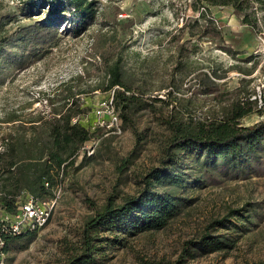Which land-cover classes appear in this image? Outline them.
Here are the masks:
<instances>
[{
    "label": "rangeland",
    "instance_id": "rangeland-1",
    "mask_svg": "<svg viewBox=\"0 0 264 264\" xmlns=\"http://www.w3.org/2000/svg\"><path fill=\"white\" fill-rule=\"evenodd\" d=\"M88 1L95 2V13L84 26L75 25L76 16L70 13L72 23H60L53 37L16 44L10 48L11 59H0V144L4 136L16 134L20 124L6 120L48 112L44 93L65 82L82 92L80 102L93 119L94 107L109 95L99 68L103 52L110 59L122 57L124 81L140 100L129 104L121 135L106 136L102 131L93 145L95 152L81 151L68 172L58 176V200L50 221L35 237L10 243L3 264H69L71 248L80 242L81 228L95 209L110 198L121 204L125 197L139 195L145 188L142 177L162 165L171 136L166 120L220 116L232 90L255 91L259 100L263 89L264 0H244L240 14L232 5L209 3L212 13L207 16H213L214 24L201 18L205 7L200 0ZM25 11L19 0H0V16L5 18L0 33L20 36L49 16L48 8L32 15ZM245 15L248 23H243ZM210 24L222 32L224 44L217 36L206 35ZM223 45L232 52L222 50ZM184 63L186 69L181 67ZM212 80L218 91L203 94L204 83ZM261 119L255 112L242 123L253 125ZM179 154L191 186L178 189L188 200L182 213L164 229L122 233L120 244L100 241L97 261L91 264H176L181 259L183 264L264 263V140L244 170L224 167L213 171L217 176ZM126 159L131 161L121 170ZM200 175L204 182L198 185ZM233 210L242 215L233 216ZM206 232L223 234L232 246L198 251L189 258L184 251L191 248L188 242L199 241ZM98 234L114 237L105 228Z\"/></svg>",
    "mask_w": 264,
    "mask_h": 264
},
{
    "label": "trees",
    "instance_id": "trees-1",
    "mask_svg": "<svg viewBox=\"0 0 264 264\" xmlns=\"http://www.w3.org/2000/svg\"><path fill=\"white\" fill-rule=\"evenodd\" d=\"M200 1L205 7L200 12L201 18L206 20L208 18L213 24V16H207L212 13L210 9L208 10L210 4L214 7L232 5L237 14H240L244 2V0ZM19 2L24 5L27 14L32 15L36 11L40 12L48 8L49 16L39 24L28 27L27 32H23L20 36L10 35L7 31L1 32L0 59L5 57L11 59L10 48L16 44L31 45L45 42L46 39L53 37L55 32L58 33L60 23L67 25L70 22V13L76 16L73 20L78 27L87 24L95 13L93 8L95 2L88 0H19ZM246 17L245 15L243 23H248ZM4 19L0 16V26L4 24ZM213 24L207 28L206 35L217 36L221 40L220 43L224 44L225 38L222 32ZM50 32L54 33L47 35ZM99 45H102L101 42ZM221 49L228 53L232 52L225 45L221 46ZM99 58L101 65L99 68L104 74L105 90H115L117 109L121 118L127 120L129 104L140 99L138 95L131 93L132 89L124 81L122 57L110 59V56L103 52ZM13 62L20 64L22 60L14 59ZM181 67L186 69L187 64L184 63ZM216 77L218 78V75ZM204 86L206 90L203 94L212 95L218 91V84L214 80L208 84L204 83ZM81 93L76 92L71 81L59 84L43 95V99L50 107L48 112H41L37 116L30 115L26 120H21L19 116L6 120L14 123L20 121V124L16 134H9L1 139L0 220L2 212L15 214L30 196L44 201L54 198L58 188V176L68 172L81 151L86 153L84 148L89 143L96 142L97 138L102 137V129L92 132L89 122H84L85 117L90 120V113L80 102ZM230 94L231 96L227 98L228 103L221 106L220 116L205 120L181 118L176 121H165L171 136L164 150L165 158L161 162L162 165L153 167L142 177L145 188L139 195L127 196L121 204H116L113 198H110L101 209H95L94 215L87 219L81 228L80 242L71 248L72 256L69 264L96 262V251L100 241H118L117 243L120 244L123 242L119 238L122 233L135 235L164 229L182 213L188 200L177 192L180 188L191 186H187L190 184L188 182L190 174L181 166L180 160L183 159L179 153L187 155V158L191 159L195 166L199 165L204 169L205 173L215 176L217 174L213 171L221 168L225 167L228 170L242 166L243 169L246 164L251 163L255 149L264 140V83L259 100L255 91L249 92L242 87L232 90ZM253 96L255 98H252ZM255 112L261 115L262 119L253 125H244L242 121ZM77 117L78 122L73 123V119ZM130 161L131 159H126L121 170L125 169ZM203 182L200 175L196 183L199 185ZM159 186L165 189L156 190ZM232 215L241 216V210H233ZM1 225L2 221H0V235L4 245L0 250L4 253L8 245L17 239L26 236L35 237L36 231H25L17 235L3 233ZM102 228L114 237L112 239L101 237L98 233ZM189 244L191 248L188 246L189 248L184 249L189 258H194L198 251L211 253L232 246L231 240L223 234L213 235L210 232L204 233L199 241H191L188 242ZM184 261L181 259L176 264H183Z\"/></svg>",
    "mask_w": 264,
    "mask_h": 264
},
{
    "label": "built area",
    "instance_id": "built-area-1",
    "mask_svg": "<svg viewBox=\"0 0 264 264\" xmlns=\"http://www.w3.org/2000/svg\"><path fill=\"white\" fill-rule=\"evenodd\" d=\"M115 90L109 91V95L99 100L97 106L93 109V119L88 120L85 117L84 122H89L91 131L102 129L105 135H121L123 133L122 118L120 111L117 109L115 101ZM79 118H74L73 123L78 122ZM87 145L84 149L89 155L94 151L93 145ZM87 149V150H86ZM58 191V190H57ZM57 191L54 198L40 200L30 196L21 204L19 210L15 214L3 213L1 232L11 235L21 234L25 231H39L45 227L50 221L58 200ZM4 245V240L0 235V247ZM5 256V253L0 250V258ZM2 264L4 259L1 260Z\"/></svg>",
    "mask_w": 264,
    "mask_h": 264
}]
</instances>
